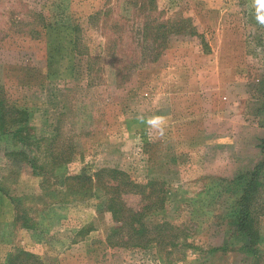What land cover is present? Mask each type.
Returning <instances> with one entry per match:
<instances>
[{
    "label": "rangeland",
    "instance_id": "1",
    "mask_svg": "<svg viewBox=\"0 0 264 264\" xmlns=\"http://www.w3.org/2000/svg\"><path fill=\"white\" fill-rule=\"evenodd\" d=\"M140 1L0 0V98L27 109L33 139L72 152L42 182L4 157L18 145L0 129V264L17 250L44 264H264V220L258 253L240 252L227 233L225 190L262 159L264 25L254 0H152V17L190 19L208 48L169 36L155 61L137 35L147 13ZM158 116L163 133L148 123ZM101 167L162 199L147 221L178 226L189 248L105 247L111 220L95 212L100 196L60 186ZM123 199L134 210L147 201ZM82 227L90 231L79 236Z\"/></svg>",
    "mask_w": 264,
    "mask_h": 264
},
{
    "label": "trees",
    "instance_id": "2",
    "mask_svg": "<svg viewBox=\"0 0 264 264\" xmlns=\"http://www.w3.org/2000/svg\"><path fill=\"white\" fill-rule=\"evenodd\" d=\"M141 8L147 13L142 17L137 35L139 41L145 44L148 56L155 61L160 50L168 43L169 36H188L198 40L201 50L208 51L207 44L200 34H197L191 20L188 18H173L160 20L152 17V0H141ZM74 56L82 55L80 48L72 47ZM133 60L131 63L134 64ZM128 64V66L131 65ZM257 113L264 120V94L259 101ZM29 112L23 106L8 105L0 98V129L2 134H9L18 145L17 149L5 151L4 157L12 162L23 164L30 169L31 174L40 177H49L54 169L65 165L72 154L70 146H57L46 137L33 139L30 128H27ZM54 137L52 136V139ZM32 140V141H31ZM41 142L44 147L40 148ZM264 132L259 145L262 159L251 170L237 174L225 186L231 196V213L228 215L229 236L241 240L239 251L243 254L255 256L258 251L256 244L259 241V222L264 220ZM63 189L75 190L76 196L82 198L85 192L94 190L100 196L95 212H105L110 215L111 226L104 235L103 244L109 249H138L145 250L154 246L158 252L168 255L179 247L189 248L186 235L181 228L166 221L155 223L147 221L148 215L162 208V199H151L150 194L143 195L142 185L132 182L129 177L116 167H101L92 173L80 172L76 175L65 176L61 182ZM224 192V190L222 191ZM125 195H140L144 201L138 209L128 207L123 199ZM28 225V223H26ZM90 231L89 227H82L77 231L79 236ZM221 251L212 248L211 252ZM3 264H44L39 257L17 250L9 254Z\"/></svg>",
    "mask_w": 264,
    "mask_h": 264
},
{
    "label": "clouds",
    "instance_id": "3",
    "mask_svg": "<svg viewBox=\"0 0 264 264\" xmlns=\"http://www.w3.org/2000/svg\"><path fill=\"white\" fill-rule=\"evenodd\" d=\"M254 6L256 8V19L258 23L264 25V0H254ZM150 127L158 128L163 133L166 126V118L162 116L152 117L148 122Z\"/></svg>",
    "mask_w": 264,
    "mask_h": 264
}]
</instances>
